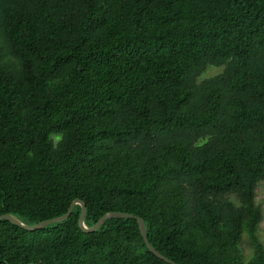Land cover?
I'll return each mask as SVG.
<instances>
[{"label":"trees","instance_id":"obj_1","mask_svg":"<svg viewBox=\"0 0 264 264\" xmlns=\"http://www.w3.org/2000/svg\"><path fill=\"white\" fill-rule=\"evenodd\" d=\"M261 181L264 0H0V215L264 264ZM81 210L0 220V264H170Z\"/></svg>","mask_w":264,"mask_h":264},{"label":"water","instance_id":"obj_2","mask_svg":"<svg viewBox=\"0 0 264 264\" xmlns=\"http://www.w3.org/2000/svg\"><path fill=\"white\" fill-rule=\"evenodd\" d=\"M76 204L81 205L82 210L80 213V218H79V226L80 228L84 231V232H94L97 231L98 229H100V227L104 224L105 221H107L110 218H134L137 219L138 224H139V229L141 232V235L144 239V242L147 246V248L149 249V251H151L153 254H155L158 258L166 261L167 263L170 264H178L175 261L171 260L170 258H168L167 256L163 255L160 251H158L149 241L147 232H146V227H145V221L143 218L135 216L133 214H129V213H125V212H109L106 213L105 215H103L95 225H93L92 227H88L85 224V218H86V214H87V206L86 203L82 200H75L72 205L70 206L69 210L67 211V213L61 217H57V218H52V219H47L44 220L42 222H39L37 224H33V225H28L24 222H22L19 218H17L16 216L8 213V214H4V215H0V220L2 219H7L10 222L14 223L15 225H18L26 230H37V229H41L44 228L52 223H57V222H62L65 221L69 218V216L71 215V213L74 210V207Z\"/></svg>","mask_w":264,"mask_h":264},{"label":"rangeland","instance_id":"obj_3","mask_svg":"<svg viewBox=\"0 0 264 264\" xmlns=\"http://www.w3.org/2000/svg\"><path fill=\"white\" fill-rule=\"evenodd\" d=\"M220 71H221L220 68L210 67L203 74V78H209L211 76H214V75L218 74ZM256 201L262 207V212H263V218L259 224V231L257 233V236L260 238V240L264 244V181H261L258 183V186L256 188ZM240 246H241L243 253L246 256V258H250L252 255V251H251L249 243H248L247 233L243 234V241H242Z\"/></svg>","mask_w":264,"mask_h":264}]
</instances>
